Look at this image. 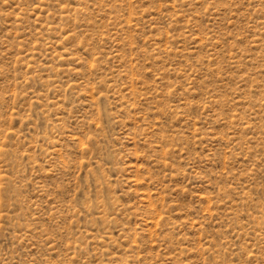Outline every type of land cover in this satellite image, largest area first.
Returning a JSON list of instances; mask_svg holds the SVG:
<instances>
[{
	"label": "rangeland",
	"instance_id": "374dc122",
	"mask_svg": "<svg viewBox=\"0 0 264 264\" xmlns=\"http://www.w3.org/2000/svg\"><path fill=\"white\" fill-rule=\"evenodd\" d=\"M0 264H264V0H0Z\"/></svg>",
	"mask_w": 264,
	"mask_h": 264
}]
</instances>
